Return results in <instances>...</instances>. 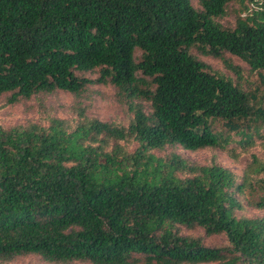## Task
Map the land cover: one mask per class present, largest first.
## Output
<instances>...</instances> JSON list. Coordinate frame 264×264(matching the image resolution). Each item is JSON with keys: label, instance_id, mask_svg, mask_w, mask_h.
<instances>
[{"label": "trees", "instance_id": "obj_1", "mask_svg": "<svg viewBox=\"0 0 264 264\" xmlns=\"http://www.w3.org/2000/svg\"><path fill=\"white\" fill-rule=\"evenodd\" d=\"M235 1L0 0V99L111 84L134 112L127 126L85 114L0 126V264H264V215H239L264 210V104L227 58L264 71V2L224 26ZM176 146L249 162L239 177L154 154ZM152 165L155 182L137 183Z\"/></svg>", "mask_w": 264, "mask_h": 264}, {"label": "rangeland", "instance_id": "obj_2", "mask_svg": "<svg viewBox=\"0 0 264 264\" xmlns=\"http://www.w3.org/2000/svg\"><path fill=\"white\" fill-rule=\"evenodd\" d=\"M254 1L255 0H236L230 3L227 7L226 15L217 19V21L227 27L236 26L237 11L239 8H247V11H245V13H247L251 9ZM263 2L264 0H257L253 5V9L258 8L257 5ZM192 3L195 8L202 9L200 0H192ZM200 58L210 64L213 69L231 77H236L235 72L227 68V65L222 60L206 56H201ZM227 58L231 60L234 66L241 68V77H238V81L243 84V87L247 91L252 93L253 97L256 99L255 103L264 104V71L251 72L249 65L240 58L230 54L227 55ZM86 76L95 79L99 76V72L89 73L86 74ZM10 98L11 94H5L0 99V126L7 129L33 124L48 127L50 121L53 119L77 120L80 114H85L89 118L98 119L102 122L127 126L129 121L134 117V112L130 108V102L124 98V96H121L116 87L111 84L90 85L80 95L58 90L52 94H38L33 96L30 100H22L15 104L10 102ZM135 103L143 104L145 106V111L151 113L150 102L136 100ZM255 152L260 156L264 154L263 148H258ZM154 154L164 159L170 157L172 154H177L199 166H211L212 163L216 162L239 177L243 176L247 163L249 162L247 161V156L236 161L221 150L203 149L192 152L180 146L167 147L162 151L157 150L154 151ZM153 167V165L149 167V174L137 175L135 181L139 184H153L155 182L154 176L152 175L154 172ZM162 169H164V167ZM161 175L162 173H159V176ZM178 175L185 177V175L180 172ZM239 215L248 217H254L256 215L263 216L264 210L246 206L243 211L239 212ZM194 233L196 235H203L201 232ZM203 241L207 246L211 247L225 246L228 243L224 236L204 237ZM11 264L48 263L43 262L38 257H29L19 259Z\"/></svg>", "mask_w": 264, "mask_h": 264}]
</instances>
